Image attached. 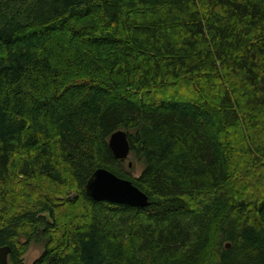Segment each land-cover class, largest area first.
I'll use <instances>...</instances> for the list:
<instances>
[{"label": "trees", "instance_id": "obj_1", "mask_svg": "<svg viewBox=\"0 0 264 264\" xmlns=\"http://www.w3.org/2000/svg\"><path fill=\"white\" fill-rule=\"evenodd\" d=\"M101 167L150 205L91 199ZM38 244L33 264H264V0H0V246Z\"/></svg>", "mask_w": 264, "mask_h": 264}, {"label": "water", "instance_id": "obj_2", "mask_svg": "<svg viewBox=\"0 0 264 264\" xmlns=\"http://www.w3.org/2000/svg\"><path fill=\"white\" fill-rule=\"evenodd\" d=\"M109 147L117 160H127L131 156V144L127 131L120 129L109 138ZM132 166V162H129ZM86 194L95 201L145 208L150 205V197L130 179L123 178L107 168H98L85 185ZM76 193L69 196L73 199ZM230 247V244H227ZM13 248L0 246V264H10Z\"/></svg>", "mask_w": 264, "mask_h": 264}, {"label": "rangeland", "instance_id": "obj_3", "mask_svg": "<svg viewBox=\"0 0 264 264\" xmlns=\"http://www.w3.org/2000/svg\"><path fill=\"white\" fill-rule=\"evenodd\" d=\"M129 162H132V166L129 168ZM127 170L131 171L133 177H138L141 175L145 168V164L142 161H138L137 157L134 154L125 160L124 163ZM43 252L42 245H32L30 249L24 255V264H33V262L40 257Z\"/></svg>", "mask_w": 264, "mask_h": 264}, {"label": "bare ground", "instance_id": "obj_4", "mask_svg": "<svg viewBox=\"0 0 264 264\" xmlns=\"http://www.w3.org/2000/svg\"><path fill=\"white\" fill-rule=\"evenodd\" d=\"M64 198V197H63ZM106 203V202H105ZM241 229V228H240ZM219 236V235H218ZM226 237V236H225ZM220 244V243H219Z\"/></svg>", "mask_w": 264, "mask_h": 264}, {"label": "flooded vegetation", "instance_id": "obj_5", "mask_svg": "<svg viewBox=\"0 0 264 264\" xmlns=\"http://www.w3.org/2000/svg\"><path fill=\"white\" fill-rule=\"evenodd\" d=\"M9 260H10V258H9ZM24 263H25V261H24Z\"/></svg>", "mask_w": 264, "mask_h": 264}]
</instances>
